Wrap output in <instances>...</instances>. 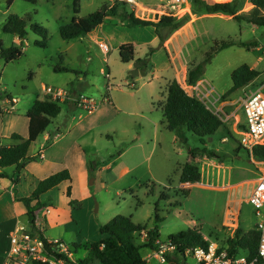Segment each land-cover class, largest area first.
Wrapping results in <instances>:
<instances>
[{"label": "rangeland", "instance_id": "rangeland-1", "mask_svg": "<svg viewBox=\"0 0 264 264\" xmlns=\"http://www.w3.org/2000/svg\"><path fill=\"white\" fill-rule=\"evenodd\" d=\"M108 1L79 0L78 16H85L99 9L103 4L111 6L116 3L119 10L125 7L124 5H126V10H133L130 4L116 0H110L111 3ZM136 1L146 4V1L150 0ZM152 1L156 2L141 6L140 11H137L138 8L135 7L139 18L157 21L160 16L165 15L169 0ZM204 1L213 4L231 0ZM187 3L177 11L176 18L183 16V20H186L183 24L185 25L190 20L195 22L207 16L199 21V25L202 23L204 29L207 30L203 38L206 39L207 36L210 38L207 46L209 51L198 56L196 62L204 60L212 53L210 61L204 64L203 74L205 78L212 81L217 92L224 94L231 87L230 74L243 63L258 70L259 74L238 90L225 97H220L221 101H229L221 109L216 110L223 119V126L207 138L205 145L199 142L196 135L188 131L186 132V143H181L176 139L172 131L162 127L163 116L157 105L151 115L161 132H158L156 138L149 119H140L136 116L133 118L123 113H117L116 116L111 117L108 113V117L101 118V123L96 128L99 132L96 135L97 150L92 156L96 164L94 166L93 162L96 174L91 178H96V181L92 184L91 200L85 202L82 207L81 204H71L74 205L72 206L74 210L72 218L53 228L54 232L60 230L63 232L61 239L72 250L76 260L89 255L88 246L101 236L98 231L99 226L118 214L131 215L134 223L144 225V230L133 233V241L136 244H141L146 238L144 232L154 226L158 227L161 238H167L170 235H185L190 228L200 229L206 223L216 224L228 207H235L237 225L234 224L231 229H229L230 226L218 229L219 231L214 234L218 237L217 240L223 241L227 236L233 235L237 228H240L242 232H248L255 228L257 219L264 217V209L261 211V216H255L252 206L245 204L248 185L241 186L243 183H238L239 180L257 175L254 172L251 155L240 144L239 138L243 125L244 99L256 89L264 92V27L249 23L245 19H234L233 15L228 16L227 13H223V16L230 19L208 16L206 12L196 14L192 5ZM72 8L73 0H0V41L4 48L18 44L17 36L3 30L6 18L9 15L24 18L27 14L32 15L31 20L27 21V34L22 40V55L8 63L0 57V106H5V98L8 96L17 98V103H15L17 110L14 112L16 116H21L16 122L18 129L24 127L22 117L25 114L24 110L30 107L33 93L41 91V84L50 86L69 84L65 79L67 76H73L75 84H82V93L95 98L99 104L105 101V97L124 103H130L132 100L139 101L145 107H148V102L145 101L150 95H153V100H165L166 91L163 85L160 86L154 80V90L151 92L150 86L146 84L152 79L150 67L145 74L138 72L135 75L132 74L134 68L128 69L126 63L121 62L118 48L115 47V44L122 39L121 36H116L111 42L104 40L109 46L107 54H104L98 44L88 37L73 40L61 38L59 26L71 20ZM251 9L250 0H241L237 14L250 13ZM34 21L48 31L46 48L34 45L35 40H40V37L29 27ZM103 22L126 28L141 27L126 26L116 16L106 17ZM227 41L253 44L246 47L233 44L219 49ZM210 46L215 48L210 50ZM55 64L68 65L76 71H82L83 75L75 77L77 76L74 75L75 72L71 74L55 72L53 71ZM107 84L113 85L110 91L107 90ZM124 106L127 107V105ZM122 109L128 111L126 108ZM63 113L64 105H62L60 114L52 118L50 129L58 124L57 121ZM139 129L142 133L141 145H136L132 136ZM223 134L226 139L221 142ZM195 148H205V150L199 151L194 156L195 159H192L189 157V150ZM125 149L127 151L115 160V155ZM190 160H193L200 168L201 175L203 174L204 177L201 179L202 182H206L209 178L208 183L218 184L220 188H225L223 186L228 184L232 186H229L227 190L207 189L196 185L181 186L179 179L176 178L178 175L176 171L178 167ZM111 161L114 163L109 170H101L103 165ZM123 164L134 165V168L126 176L120 177L119 168ZM149 168L152 173L159 176L166 175L170 169L171 179L164 178L158 182L149 175ZM187 187L192 189L191 193L189 191L190 195L185 197L181 194V190ZM236 187L240 188L236 189ZM162 194L167 195V198H162ZM156 214L160 218L157 222Z\"/></svg>", "mask_w": 264, "mask_h": 264}, {"label": "crops", "instance_id": "crops-1", "mask_svg": "<svg viewBox=\"0 0 264 264\" xmlns=\"http://www.w3.org/2000/svg\"><path fill=\"white\" fill-rule=\"evenodd\" d=\"M111 1L109 0L108 3H111ZM146 2V4H140L142 6L148 4L150 5L156 1L150 0ZM187 6L189 7V4ZM208 14V16L230 19L228 17H224L221 12ZM203 18L197 19L198 22H193L192 20L188 21L174 33L170 34L163 41L162 45L159 43V38L154 28L148 25L136 28H126L117 24L102 22L85 37H88V39L98 44L99 42H104V40L111 42L116 36H121L122 39L115 44V47L119 50V46L121 44L131 43L134 47L136 58L146 56L150 48H155L154 52L149 55V69L152 79L146 82V84L150 86L151 92L154 90V80H156L158 82L157 84H160V86L163 85L166 91L168 82L175 79L189 94H192L203 101L207 107L218 115L216 110L221 109L225 104H228L229 101L220 100L223 93H219L215 90L212 81L205 78L204 74L194 84H188L186 81L187 71L191 67V64L197 63L196 60L198 56L209 51L207 46L210 38L208 36L206 39L203 38V34H206L207 30L204 29L202 23L199 25V21ZM209 48L211 50L215 47L210 46ZM104 61L106 60L104 59ZM126 65L128 69L136 68L134 67L133 61L126 63ZM62 66H66L71 70L67 72L62 71L65 74L75 72L74 75H77L75 77L83 75L82 71H76L68 65ZM65 79L69 84L52 85L66 88L71 97H74L77 94H83L82 84H75V78L73 76H67ZM42 85L44 84H41V86ZM112 87V84H107V90L110 91ZM33 94L34 95H32V99L30 101V107L36 99L42 100L45 98L42 90ZM9 97L10 96H8V98ZM153 98V95H150L148 100L145 101L144 99L145 102H148V107H145L144 104L139 101L136 102L132 100L130 103H124L120 101H113L112 99L105 97V101L98 104L96 109L91 113L79 112L73 100L69 99L62 104L64 105V113L61 115L60 120L57 121L59 125L57 124L52 129L49 128L52 117H48L46 115H36L32 118H28L26 113L30 107H27L24 110L25 114L22 116L25 124L24 127L22 129H18L16 122L21 116H16L14 112L17 110L15 108V104L13 106V110H9L7 103L5 106L0 107L3 111L0 116V144H12L13 140L10 138V135L13 132L18 133L23 137H29L31 142L28 154L34 158L30 160L20 171V180L17 184H13L9 178L0 179V264L5 262L10 253L11 233L19 225H27L29 223L26 215V206L18 198L29 196L39 180L57 171L63 169L68 170L70 180L60 183L56 188L48 190L41 195V201H46L49 204L36 212V217L42 219L44 223V238L48 240H62L61 238H63V232L61 230L54 232L53 228L58 224L68 222L72 218V215H74L72 206L81 204L82 207L85 202L91 200L93 193L92 184L96 181V178H91L96 174V169H93V162L94 166H96V164L92 159V156L97 150L96 135L99 134V132L96 128L101 123V118L105 116L108 117V113L110 117L116 116L117 113H123L132 117L136 116L140 119H149L154 130V137L156 138L158 132H161L156 121L151 118V115L153 110L157 108L156 102L161 100H153ZM124 105H127V107ZM212 107L214 109H212ZM122 108H126L128 111H123L125 109ZM221 120L223 121V119ZM242 124L244 125V116ZM163 125L162 127H165V125ZM141 138L142 133L139 129L137 133L132 136V139L136 142V145H141ZM225 139L226 136L223 134L221 136V142H224ZM207 141L208 140H206V143ZM125 151H127V149L115 155L116 157H114V159L116 160L120 158ZM251 161L255 169L254 172L257 175L238 181L240 184L243 183L241 186L248 185V193L251 190L252 183L258 178V176L264 175V161H256L252 158V156ZM112 163L114 162L111 161L106 163L101 167V170H109L113 165ZM117 164H119V162ZM133 168L134 165L131 166L129 164H123L119 168V176H126L133 170ZM178 168L179 169L176 171V174H178L176 176L177 179H179L181 166ZM11 169L12 168H9L10 171ZM150 170L151 169L149 168V175L158 182H161L164 178H167V180L171 179L170 174L172 173L170 172V169L169 173L167 171L166 175L163 176L156 175ZM202 178H204L203 174L201 175V179ZM207 179L206 182H202L200 180V183H185L181 184V186L196 185L202 188L214 190H227L229 186H232L228 184L223 186L225 188H220L217 186L218 184L213 185L208 183ZM68 186L70 187L69 197L66 195ZM238 188L240 187H236V189ZM246 198L244 201L245 204H248ZM70 200H73L75 204L70 205ZM236 215L235 207H228L219 218L218 223L215 224L211 222L204 225L215 229L223 227L228 228V226H230L229 229H231V226L234 224L237 225ZM101 237L102 236H100V238Z\"/></svg>", "mask_w": 264, "mask_h": 264}, {"label": "trees", "instance_id": "trees-1", "mask_svg": "<svg viewBox=\"0 0 264 264\" xmlns=\"http://www.w3.org/2000/svg\"><path fill=\"white\" fill-rule=\"evenodd\" d=\"M187 1L190 3V6L192 5L196 14L202 12H222L227 13L228 16L233 15L234 19H245L249 23L264 27V0H250L252 9L250 13L246 14H237L241 0L213 4H208L204 0ZM124 6L126 7V5ZM125 7H121L119 10L116 3L111 6L103 4L99 9L85 16H78L80 11L79 0H73V16L68 23L59 26V35L64 40L79 39L94 30L106 17L116 16L123 24L129 27L152 26L159 38L160 45H162L163 41L186 21L183 20V16L176 18V16L170 15H162L157 21L145 20L135 16L133 11H128ZM31 17V14H27V19L17 15H9L6 18L3 25L4 32L18 37V44H13L7 48H4L0 41V57L6 63L14 61L22 55V40L27 34L26 25L27 21L31 20ZM29 27L33 33L40 37V40L34 41V45L40 48H46L48 46L47 29L35 21L31 22ZM233 44L246 47L253 43L227 41L219 49ZM154 50L155 48H150L146 56L136 58L133 45L131 43H123L119 46L118 53L121 62L129 63L133 61L134 67L138 69L139 73L145 74L150 67L149 55ZM211 57L212 53L207 55L204 60L191 64V67L187 71L186 81L188 84H194L202 76L204 64L209 62ZM53 71L67 72L71 70L66 66L55 64ZM258 74V70L250 67L246 63L239 65L231 72L232 85L222 94V97L248 84ZM62 104L61 102L51 101L47 98L42 100L36 99L27 111L26 116L32 118L36 115H46L53 118L60 113ZM156 105L162 110L165 128L174 132L176 139L181 143H186V132L188 131L196 135L199 142L205 145L207 138L223 126V121L216 113L196 96L189 94L175 79L167 84L165 100L157 102ZM2 112L0 108V116ZM242 128H244V125H242ZM10 138L13 140L12 144H0V179L9 178L13 184H17L20 180V171L34 158L28 154L31 142L29 137H23L13 132ZM204 150L205 148L190 149L189 155L193 159L199 151ZM246 151L254 160L264 161V144L254 145L251 151L247 149ZM9 168H12L11 171ZM68 180H70L68 170L63 169L57 171L39 180L29 196L18 198L26 206V215L30 224L34 223L36 212L49 204L46 201H41V195ZM200 180V168L193 160L181 166L179 183L194 184ZM189 191L190 189L188 187L183 188L181 194L186 197ZM66 195L68 197L70 196L69 186L67 187ZM161 197L167 198V195L162 194ZM73 203V200L69 201L70 205ZM159 219L156 214V222ZM204 227V229L193 227L185 235H170L168 238L176 242L181 250L186 247L206 246L205 237H208L216 240L219 243V250L224 249L229 255H239L247 252L250 257L255 256L259 240V232L255 228L248 232H242L240 228H237L233 235L227 236L221 241L217 240L218 237L214 235L215 232L219 231L218 229L209 226ZM144 229V225L132 221L131 215H115L109 221L99 226V232L102 237L88 246L89 255L77 259L76 264H147L143 259L144 252L147 253L153 247L154 238L160 235L158 227L154 226L151 229H147V237L145 240L141 244H136L133 241V233L141 232ZM44 240L47 241V239ZM33 264L46 263L34 262Z\"/></svg>", "mask_w": 264, "mask_h": 264}, {"label": "built area", "instance_id": "built-area-1", "mask_svg": "<svg viewBox=\"0 0 264 264\" xmlns=\"http://www.w3.org/2000/svg\"><path fill=\"white\" fill-rule=\"evenodd\" d=\"M130 4L135 16L142 6L136 0H116ZM187 0H169L165 15L176 16L177 11L187 3ZM137 7V11L136 8ZM146 9V8H145ZM177 17V16H176ZM98 47L104 53L109 51L106 42H99ZM41 90L45 98L64 103L71 99L76 108L85 113H91L99 102L84 94L70 96L66 88L42 85ZM9 110H13L17 98H5ZM1 107V106H0ZM244 128L240 129V144L247 150L254 145L264 144V92L256 89L243 101ZM246 201L252 206L255 216H261L264 209V175L252 183ZM44 223L40 218L33 224L19 225L10 235V253L3 264H76L72 250L60 239L45 241L43 236ZM255 229L259 232V240L255 256L250 257L247 252L239 255H229L226 250H219L216 240L205 237L206 246L186 247L179 249V245L171 238L155 237L153 247L147 251L143 259L147 264H264V217L257 219ZM144 237H147L144 232ZM189 259V260H188Z\"/></svg>", "mask_w": 264, "mask_h": 264}, {"label": "water", "instance_id": "water-1", "mask_svg": "<svg viewBox=\"0 0 264 264\" xmlns=\"http://www.w3.org/2000/svg\"><path fill=\"white\" fill-rule=\"evenodd\" d=\"M132 74L137 75V74H138V70H137L136 68H134V69L132 70Z\"/></svg>", "mask_w": 264, "mask_h": 264}]
</instances>
